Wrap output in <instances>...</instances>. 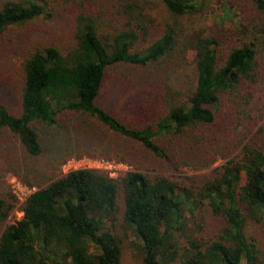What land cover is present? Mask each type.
<instances>
[{
    "label": "trees",
    "instance_id": "16d2710c",
    "mask_svg": "<svg viewBox=\"0 0 264 264\" xmlns=\"http://www.w3.org/2000/svg\"><path fill=\"white\" fill-rule=\"evenodd\" d=\"M84 1L64 0L79 7ZM88 1L95 10L76 14L68 51L50 44L24 57L20 110L14 114L0 103V138L12 135L26 155L36 158L43 152L42 131L60 127V116L70 113L100 125L74 129L81 145L102 147V158L125 161L130 155L95 143L104 133L101 126L177 167L209 168L218 152L208 143L225 133L215 127L225 108L240 121L241 108L254 93L264 94V0H247L251 14L239 30L187 27L182 20L201 14L208 0H161L167 13L163 24H155L146 10L156 6L153 0ZM226 3L227 9L233 7ZM52 12L48 0H5L0 4V41L11 29L50 18ZM155 27L158 36L148 38ZM225 44L229 48L223 56ZM121 65L139 70L163 66L168 73L192 65L194 81L186 91L160 84L153 118L132 126L98 104L115 74L109 69ZM258 135L259 144L236 140L240 152L189 192L164 175L134 169L113 178L88 168L60 174L53 162L49 183L38 185L19 207L15 197H0V264H122L129 234L138 243L140 264H264V244L248 234L249 223L264 225V123ZM187 206L192 228L184 215ZM17 207L22 217L7 224ZM206 214L222 221L210 238L201 236L203 226L197 221ZM117 220L123 237L113 230Z\"/></svg>",
    "mask_w": 264,
    "mask_h": 264
},
{
    "label": "rangeland",
    "instance_id": "374dc122",
    "mask_svg": "<svg viewBox=\"0 0 264 264\" xmlns=\"http://www.w3.org/2000/svg\"><path fill=\"white\" fill-rule=\"evenodd\" d=\"M4 1L0 0V4ZM48 1L54 8L50 18L41 16L26 25L15 27L0 41V103L6 105L9 111L14 114H17L20 110L21 66L24 57L29 52L50 44L58 45L63 51H68L74 42L76 14L84 9L87 11L95 10V3L88 0L84 1L82 3L84 6L80 7L73 4L68 5L64 0ZM153 1L156 2V6L146 10L150 11L149 13L153 16L155 24H163L167 17L165 7L161 0ZM227 1H230L233 7H229V9L224 7L227 6ZM54 4L58 6H54ZM208 4L203 8L201 14L196 15L195 18H190L194 22L184 18L183 23L187 27L192 25V27L202 28L204 26L221 25L229 29L239 30L243 20H245L244 16L251 14L246 9V6H249L247 0H208ZM100 12L102 13V10ZM103 29L109 33L114 32V28L107 25H104ZM152 30H155V33L148 38L158 36L156 34L157 28L155 27ZM224 47L222 49L223 56L229 46L225 44ZM188 58L190 59L191 56L189 55ZM262 61H264V57ZM109 70L115 74L109 76L103 97L99 99L98 104L119 118L128 122L131 121L132 126H142L153 118L160 84L166 83L168 87L171 86L176 90L186 91L192 87L195 73L192 65H188L184 69L174 70L171 73H168L170 70L167 67H153V65L141 70L131 65H121ZM241 109L244 111V116L240 121H238L239 118H233L236 113L228 111L227 107L224 116L218 118L215 125L217 132L225 133L218 136L216 143H208L211 146L214 145L215 151L218 152L217 155L215 153L216 162L209 168L200 170L177 167L170 161L154 158L135 143L113 137L109 131L101 126V131L104 133L94 138V142L105 147H114L130 155V159L125 161H119L114 157L112 159L102 158L99 155L102 150L101 146L94 150L92 147L87 148L80 144V137H78L80 132L75 131V126L77 128L85 124L96 129L100 126L92 118L83 115L62 114L59 118L60 127L42 131L43 152L36 158L26 155L17 139L7 134L5 137L0 138V197L6 198L10 195L15 197L19 207V204L29 194V190L32 188L38 189V185L45 186L49 183L51 176L48 170L53 162L54 166L52 168L56 169L58 165L60 166V174L74 169L103 166L102 162H108L110 165L104 164V166L112 168L121 163L128 171L136 169L144 173L149 172L154 175L174 178L181 182L182 187L185 186L184 188L189 192L191 187L194 188L208 175L212 176L214 169L222 166L228 159L235 157L240 152V148L237 146L240 140L244 144L253 139L256 144L261 142L258 131L264 123V94L260 91L255 92L250 102ZM236 140H238L237 144L235 143ZM166 148L171 151L170 145L169 148ZM224 155H227V158L223 159ZM61 158L66 161L61 163ZM114 172L116 177H120L127 171ZM17 189H21V192ZM18 207L10 213L6 221L7 224L17 222L21 218ZM189 209L190 206L185 208L184 215L188 217L186 220L187 226L192 228L193 219L191 209ZM197 221L203 226L201 236L205 238H210L222 224L220 219L209 214H206L205 219L200 221L198 219ZM107 227L109 228L111 225L108 223ZM113 230L123 237L122 223L119 220L115 223ZM248 234L254 241L264 244L263 224L249 223ZM182 242L183 239L179 241V243ZM123 244L122 264H140L138 243L133 241L130 234L127 240L124 239Z\"/></svg>",
    "mask_w": 264,
    "mask_h": 264
},
{
    "label": "built area",
    "instance_id": "2783aa9c",
    "mask_svg": "<svg viewBox=\"0 0 264 264\" xmlns=\"http://www.w3.org/2000/svg\"><path fill=\"white\" fill-rule=\"evenodd\" d=\"M103 163V166H99V167H93V168H91V167H87L88 169H98V170H104V171H107L109 174H110V176L111 177H113V178H117L116 176H115V172L114 171H121V170H124V171H127L128 172V170H127V168L126 167H124L123 166V164H121V163H119V164H117V167H114V168H112V167H110V166H104V164L105 165H110L108 162H102ZM80 169H82V168H80ZM75 170V169H74ZM71 171V170H70ZM69 172V171H68ZM20 188V187H19ZM26 189V188H25ZM36 190V188H32L31 190H29L30 192H29V194L26 196V198L33 192V191H35ZM17 191H19V192H21V189H17ZM25 198V199H26ZM24 199V200H25ZM24 202V201H23ZM22 203V202H21ZM19 213H21V212H19ZM21 217H22V213H21Z\"/></svg>",
    "mask_w": 264,
    "mask_h": 264
}]
</instances>
